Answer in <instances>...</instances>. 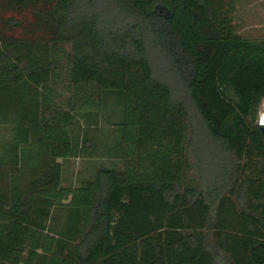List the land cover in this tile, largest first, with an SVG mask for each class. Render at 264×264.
I'll use <instances>...</instances> for the list:
<instances>
[{
  "label": "trees",
  "instance_id": "obj_1",
  "mask_svg": "<svg viewBox=\"0 0 264 264\" xmlns=\"http://www.w3.org/2000/svg\"><path fill=\"white\" fill-rule=\"evenodd\" d=\"M247 2L0 0V264H264Z\"/></svg>",
  "mask_w": 264,
  "mask_h": 264
},
{
  "label": "rangeland",
  "instance_id": "obj_2",
  "mask_svg": "<svg viewBox=\"0 0 264 264\" xmlns=\"http://www.w3.org/2000/svg\"><path fill=\"white\" fill-rule=\"evenodd\" d=\"M248 4L245 7H241L239 15L245 19L246 29L252 30V33H259L261 26L264 22V0H248ZM263 109V107H262ZM109 135L112 132V136H108L104 133V137L113 138L120 135V129H106ZM102 137V136H101ZM62 160V159H61ZM69 168L67 171V178L70 181L75 180L78 170L85 166L84 160H70L68 162ZM246 176H261V171L254 166H249L245 172Z\"/></svg>",
  "mask_w": 264,
  "mask_h": 264
},
{
  "label": "built area",
  "instance_id": "obj_3",
  "mask_svg": "<svg viewBox=\"0 0 264 264\" xmlns=\"http://www.w3.org/2000/svg\"><path fill=\"white\" fill-rule=\"evenodd\" d=\"M259 124L264 125V100H263V109H262L260 117H259Z\"/></svg>",
  "mask_w": 264,
  "mask_h": 264
},
{
  "label": "water",
  "instance_id": "obj_4",
  "mask_svg": "<svg viewBox=\"0 0 264 264\" xmlns=\"http://www.w3.org/2000/svg\"><path fill=\"white\" fill-rule=\"evenodd\" d=\"M261 132H262L263 139H264V125H261Z\"/></svg>",
  "mask_w": 264,
  "mask_h": 264
}]
</instances>
